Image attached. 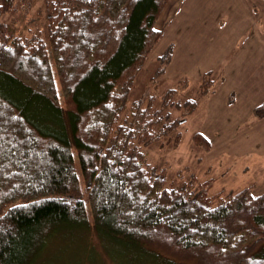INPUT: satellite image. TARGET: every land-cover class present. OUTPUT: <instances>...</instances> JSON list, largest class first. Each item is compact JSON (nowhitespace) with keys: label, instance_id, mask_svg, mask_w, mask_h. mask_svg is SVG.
Returning <instances> with one entry per match:
<instances>
[{"label":"trees","instance_id":"obj_1","mask_svg":"<svg viewBox=\"0 0 264 264\" xmlns=\"http://www.w3.org/2000/svg\"><path fill=\"white\" fill-rule=\"evenodd\" d=\"M168 1L45 0V39L0 36V264H37L89 231L154 264H264V189L168 181L141 149L178 123L168 108L184 120L197 107L150 86L128 102L176 13L154 28ZM13 3L0 0V15ZM171 53L169 44L151 81ZM201 78L204 97L212 81ZM252 114L264 117V101ZM192 140L210 149L202 133Z\"/></svg>","mask_w":264,"mask_h":264},{"label":"crops","instance_id":"obj_2","mask_svg":"<svg viewBox=\"0 0 264 264\" xmlns=\"http://www.w3.org/2000/svg\"><path fill=\"white\" fill-rule=\"evenodd\" d=\"M177 1L163 35L181 45L178 66L188 75H208L219 82L202 97L199 117L207 127L195 131L210 142L207 153L217 149L222 158L228 151L230 161L212 184L220 180V189L232 191L252 183L262 188L264 117L256 118L252 109L264 101V0ZM185 28L188 35L181 37ZM176 51L174 45L163 76L173 74L169 67L179 60Z\"/></svg>","mask_w":264,"mask_h":264},{"label":"rangeland","instance_id":"obj_3","mask_svg":"<svg viewBox=\"0 0 264 264\" xmlns=\"http://www.w3.org/2000/svg\"><path fill=\"white\" fill-rule=\"evenodd\" d=\"M174 2L176 0H170L165 5L157 22L154 24L155 29H159L168 16L175 11L178 4L173 5ZM177 2L179 3V0ZM45 9V0H14L11 10L0 15V36L3 35L10 38L13 35H36L45 39ZM190 28L192 32L193 26H190ZM185 31H180L181 37L188 35L186 28ZM171 36L170 34L163 35L147 55L142 69L133 81V86L128 94V102L138 97L147 86H150L153 88V92H156L157 97H161L169 88L178 89L173 95V102L183 101L186 97L196 98L198 99L197 107L184 120L180 119L182 118V109L168 108L171 110L169 121L179 118L178 123L166 136L152 144L142 146L141 149L145 152L149 162L158 168H164L165 177L168 181H188L192 176H196L199 180L212 178L214 181L217 173L221 172L230 161L227 157L228 151L226 150V156L220 158L219 150L212 149L210 153H207L192 140V134L195 131L201 129V126L203 128L207 127V125H203L200 122L199 117L200 107L204 104L203 96H199V85L203 78L188 75L187 69L182 70L178 66L181 62V45L176 40L170 39L169 37ZM171 41H174L172 47L175 45L176 52L179 53V60L174 61L169 67L175 75H168L167 73L165 76L157 77L156 81H151V76L158 65V56L164 52ZM193 64L191 63L192 67ZM190 68L189 70H192ZM195 68L198 67L196 66ZM209 80L212 81V83H209L210 88L208 90L211 92L218 79L210 77ZM177 133L180 134L179 141L177 145H173V140ZM74 159L78 168L76 155ZM219 182L220 180L216 181V183ZM234 182L237 183L238 180ZM261 182L259 181V184ZM216 183L214 185L211 184V192L220 190ZM257 186L259 185L256 183L253 188L254 194L264 189V187L260 188L261 185L259 188ZM58 243L53 249L46 251L37 264H154L144 260L136 253L125 250L115 241L106 239L103 243L93 231H89L86 238L82 235L74 234L72 237L62 238Z\"/></svg>","mask_w":264,"mask_h":264}]
</instances>
